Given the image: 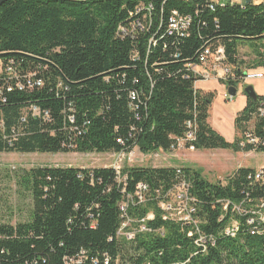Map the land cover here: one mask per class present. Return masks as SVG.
Returning <instances> with one entry per match:
<instances>
[{
  "label": "trees",
  "instance_id": "16d2710c",
  "mask_svg": "<svg viewBox=\"0 0 264 264\" xmlns=\"http://www.w3.org/2000/svg\"><path fill=\"white\" fill-rule=\"evenodd\" d=\"M175 13L189 24L174 29ZM242 46L253 65L241 59ZM219 47L235 74L223 84L264 68V0H5L0 59L14 62L23 88L0 76V118L19 133L11 141L0 134V153L167 152L188 132L195 150L264 152V95L247 97L234 141L208 122L214 93L195 86L190 66ZM31 105L49 119L23 122ZM256 172L239 167L211 182L190 166L21 170L14 182L32 207L26 220L0 223V264H264V174L257 180ZM182 181L204 246L193 226L160 206ZM139 184L145 199L130 202Z\"/></svg>",
  "mask_w": 264,
  "mask_h": 264
},
{
  "label": "rangeland",
  "instance_id": "374dc122",
  "mask_svg": "<svg viewBox=\"0 0 264 264\" xmlns=\"http://www.w3.org/2000/svg\"><path fill=\"white\" fill-rule=\"evenodd\" d=\"M228 1V0H224ZM240 57L247 65H253V53L247 46L240 47ZM245 66V67H246ZM249 67V66H248ZM252 85L258 95H264V78L254 80L246 85L237 84V94L231 97L228 94L227 84L219 81H202L197 87L204 91L214 93L212 104L209 108L208 122L228 141H234L238 136L235 127V117L246 104L247 96L244 88ZM157 156H156V155ZM174 155L171 162L177 167L190 166L199 169L204 178L211 182L222 181L239 167H248L256 170L264 168V152H233L229 149H203L185 150L176 152L145 153L136 149L131 158L128 155L115 153H77V152H2L0 153V223L16 224L24 221L32 207L30 198L20 194L14 182L16 173L24 169L37 166L58 167H112L120 168L131 166H164Z\"/></svg>",
  "mask_w": 264,
  "mask_h": 264
},
{
  "label": "built area",
  "instance_id": "2783aa9c",
  "mask_svg": "<svg viewBox=\"0 0 264 264\" xmlns=\"http://www.w3.org/2000/svg\"><path fill=\"white\" fill-rule=\"evenodd\" d=\"M210 1L212 3H222V1L224 0H210ZM228 1H231V4H233L237 2H244L245 0H228ZM172 23L174 29H181L182 27L187 26L189 24V19L180 18L175 13L174 18L172 19ZM190 68L192 69L195 77L199 79L195 83L196 87L197 84L202 81L227 82L229 79L235 78V74L233 72L232 67H230L226 63V57H225L224 49L222 47L217 48L215 51H212L211 49H206L201 55L199 62L191 65ZM241 72L243 73L242 74L243 76L239 78L240 80H238L237 82L242 85H246L251 81L264 78V68L246 69L244 71L241 70ZM3 75L8 77V79L16 80L17 87L20 89L23 88L22 81L20 80V74L14 67V62L12 60H9L8 62H4L3 59H0V76ZM31 77L32 75H29L28 79H30ZM29 84L30 86H32L31 82ZM42 84L43 81L40 80L39 85ZM228 86L229 85H227V87ZM8 89L11 90V88ZM29 114H31L32 117H36V118L43 117L45 120L49 119L50 117L48 111H42L38 106L31 105L28 108H26L25 111L23 112L22 115L23 122H26L27 116ZM10 131L8 132L4 120L0 118V134L3 135L4 138L7 140L10 141L16 140L17 134L19 135L18 131L16 134L14 132L15 131L14 129H10ZM193 139H194L193 132H188L186 138L179 140L176 148H173L171 151H167V152H176L181 149L195 150L193 146L189 148L186 146L187 140H193ZM135 151L136 149H134L129 153L126 152H118V153L113 152V153L118 155H128V157L131 158V156H133ZM141 154L144 155L145 153H141ZM112 167L117 171L118 174H120V171L123 169L115 165ZM177 170L178 172H180L181 167H177ZM263 174H264V170L262 169L257 170L255 175L256 179L257 180L261 179ZM188 188L189 185L186 182L182 181L179 185L175 186L174 189H172L170 192L167 193L166 199L160 203V206L166 212L167 217L185 222L188 225L193 226V229L198 232V238L195 241L196 244L204 246L207 238L204 236V234L201 233L199 227L200 221L195 217L197 210L194 205V198L189 194ZM147 190H148L147 186L143 184H139L137 187L136 195L135 196L129 195L130 202H133L135 200V197H137L138 200L143 201L145 199L144 193L147 192ZM228 203H229L228 201L225 203L224 205L225 209H227ZM125 206H127V204H125ZM260 206L264 208V202H262ZM122 208L124 209V207ZM236 208L239 212L242 211L241 210L242 208H240L239 206ZM260 219L264 221V215L262 213L260 215ZM128 224L129 222L127 221L123 225V228L126 227ZM231 226H235V223ZM231 226L227 227L224 231L228 235H231ZM122 229H120V231ZM138 230L139 231L147 230L144 219L140 221ZM135 234H136L135 231L126 233L129 239L134 238Z\"/></svg>",
  "mask_w": 264,
  "mask_h": 264
},
{
  "label": "water",
  "instance_id": "95a60500",
  "mask_svg": "<svg viewBox=\"0 0 264 264\" xmlns=\"http://www.w3.org/2000/svg\"><path fill=\"white\" fill-rule=\"evenodd\" d=\"M5 0H0V5L4 2ZM228 93L233 97L237 94V87L234 85H230L227 88ZM244 93L246 94L247 97L252 98L253 100H256L258 97V94L254 90L252 85H248L244 88Z\"/></svg>",
  "mask_w": 264,
  "mask_h": 264
},
{
  "label": "crops",
  "instance_id": "0c3cea01",
  "mask_svg": "<svg viewBox=\"0 0 264 264\" xmlns=\"http://www.w3.org/2000/svg\"><path fill=\"white\" fill-rule=\"evenodd\" d=\"M199 88V87H198ZM202 90H204L203 88H201ZM174 158H176V157H174V155L172 156V157H170V159L169 160H167L168 162H166L167 164L166 165H164V166H166V167H177L176 166V164L175 163H173V162H171V161H173V160H175V161H177L176 159H174ZM234 171V170H233Z\"/></svg>",
  "mask_w": 264,
  "mask_h": 264
},
{
  "label": "bare ground",
  "instance_id": "6f19581e",
  "mask_svg": "<svg viewBox=\"0 0 264 264\" xmlns=\"http://www.w3.org/2000/svg\"><path fill=\"white\" fill-rule=\"evenodd\" d=\"M226 85V84H225ZM230 86V85H229ZM250 222H253V220H250ZM235 231H236V227L233 228L231 227V234L234 235L235 234Z\"/></svg>",
  "mask_w": 264,
  "mask_h": 264
}]
</instances>
